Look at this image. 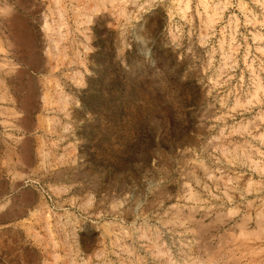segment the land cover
I'll return each mask as SVG.
<instances>
[{
	"label": "rangeland",
	"instance_id": "obj_1",
	"mask_svg": "<svg viewBox=\"0 0 264 264\" xmlns=\"http://www.w3.org/2000/svg\"><path fill=\"white\" fill-rule=\"evenodd\" d=\"M0 204V264H264V0H0Z\"/></svg>",
	"mask_w": 264,
	"mask_h": 264
},
{
	"label": "built area",
	"instance_id": "obj_2",
	"mask_svg": "<svg viewBox=\"0 0 264 264\" xmlns=\"http://www.w3.org/2000/svg\"><path fill=\"white\" fill-rule=\"evenodd\" d=\"M38 188L41 191L44 199L46 200L47 205L54 209L56 206V201L54 200L52 193L46 187L40 184H38Z\"/></svg>",
	"mask_w": 264,
	"mask_h": 264
},
{
	"label": "bare ground",
	"instance_id": "obj_3",
	"mask_svg": "<svg viewBox=\"0 0 264 264\" xmlns=\"http://www.w3.org/2000/svg\"><path fill=\"white\" fill-rule=\"evenodd\" d=\"M47 26V25H46ZM3 206V204H0V207H2Z\"/></svg>",
	"mask_w": 264,
	"mask_h": 264
},
{
	"label": "crops",
	"instance_id": "obj_4",
	"mask_svg": "<svg viewBox=\"0 0 264 264\" xmlns=\"http://www.w3.org/2000/svg\"><path fill=\"white\" fill-rule=\"evenodd\" d=\"M11 219V218H10ZM11 221V220H10Z\"/></svg>",
	"mask_w": 264,
	"mask_h": 264
}]
</instances>
